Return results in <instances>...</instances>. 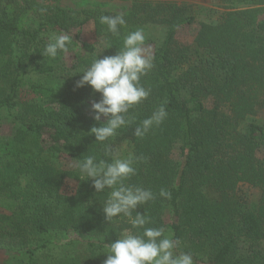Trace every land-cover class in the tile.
I'll return each mask as SVG.
<instances>
[{
  "label": "trees",
  "instance_id": "16d2710c",
  "mask_svg": "<svg viewBox=\"0 0 264 264\" xmlns=\"http://www.w3.org/2000/svg\"><path fill=\"white\" fill-rule=\"evenodd\" d=\"M129 1L117 37L100 23L102 15L116 14L0 0V118L13 123L12 136L0 138V209L7 212H0L6 254L0 264H104L106 245L130 225L126 218L107 221L109 190L96 193L91 180L56 160H110L105 145L115 149L120 140L146 158L126 183L156 194L137 209L150 216L148 226L168 229L195 264H264V125L254 117L264 108V0H220L223 12L199 23L188 45L176 42L178 28L194 22L190 8L177 5L181 0ZM89 21L107 37L101 53L79 39ZM144 25L165 32L151 55L153 69L141 78L151 94L129 114L138 123L166 101L168 117L143 139L122 128L96 142L90 129L107 121L98 123L88 111L99 93L75 84L95 57L116 55L123 38ZM52 31L73 36L75 62L68 72L60 67L64 54L41 55L42 34ZM66 180L76 181L70 194L62 192ZM239 184L258 191L255 203L236 196ZM161 188L171 200L159 196ZM167 209L168 225L162 218Z\"/></svg>",
  "mask_w": 264,
  "mask_h": 264
},
{
  "label": "clouds",
  "instance_id": "9594fccd",
  "mask_svg": "<svg viewBox=\"0 0 264 264\" xmlns=\"http://www.w3.org/2000/svg\"><path fill=\"white\" fill-rule=\"evenodd\" d=\"M39 11L43 14L46 9ZM100 23L107 26L108 33L118 37L120 28L126 26L125 15H102ZM42 36L47 39L41 53L43 57L55 59L58 54L67 55L73 50L74 39L67 32L52 31ZM145 40L144 30L137 28L123 38V48L116 55L95 57L81 70L83 75L75 88L89 86L100 94L101 98L91 104L93 119L99 123L104 117L107 121L90 129L89 134L95 137L96 142L109 141L122 128H131L133 137L143 139L168 117L166 101L138 123L136 117L129 114L151 94V88H145L141 83V78L154 67L153 57L144 47ZM104 154L111 159L87 155L83 160H70V166L79 171L82 179L92 181L96 193L109 190L103 204L107 221L126 218L130 225L121 230L115 242L106 245L104 264H195L190 252L180 250V240L171 234L166 236L163 227L148 226L152 223L150 216L146 211H137L138 207L156 199L150 188L126 183L136 175V165L146 158L131 152L121 157L111 145H105ZM159 196L166 200L172 198L171 192L164 188L160 189Z\"/></svg>",
  "mask_w": 264,
  "mask_h": 264
},
{
  "label": "rangeland",
  "instance_id": "374dc122",
  "mask_svg": "<svg viewBox=\"0 0 264 264\" xmlns=\"http://www.w3.org/2000/svg\"><path fill=\"white\" fill-rule=\"evenodd\" d=\"M38 3H44V5H53L58 4L60 7L70 10H82V9H91V10H99L102 12H109L112 14H124L126 15L131 9V1L129 0H58L57 2H51L46 0H36ZM45 1V2H44ZM177 5L187 6L190 8V14L194 17V22L192 24L184 25L181 28H178L176 33V42L183 45L190 44L198 29L199 23L207 22L210 20H217L223 10L220 8V0H181L176 2ZM144 34L146 37L144 47L145 49L152 55L154 49L158 45V43L162 40L165 28L158 25H144L143 27ZM78 36L81 42L92 45L95 48V51L101 53L106 45V35H99L94 27L93 21H89L84 24L78 31ZM77 52L78 49H75ZM75 62V57L73 53H68L64 56L60 63V67L67 72L71 70L72 65ZM35 75H30L27 78V82H32L35 79ZM99 96L94 100L98 101L100 99ZM92 104V102H91ZM90 104V105H91ZM207 108H209L210 102L206 104ZM91 107V106H90ZM222 111L225 114H229V110L226 107H222ZM88 115L93 117L94 113L90 110L88 111ZM255 120L264 125V108H258L256 111V115L254 116ZM105 118L102 117L101 120ZM13 134V123L6 116L3 115L0 118V138H10ZM115 150L119 153L121 157L127 156L130 152V146L125 140H120L116 146ZM263 155L262 152L259 153V157ZM56 163L64 170H69L72 167L70 166L71 162L67 158L59 157L56 160ZM76 181L74 180H66L64 186L62 187V192L65 194H70V192L75 188ZM236 196L240 198L243 203L247 205L253 204L258 199V191L251 186L246 184H239ZM0 212H5L0 209ZM163 221L166 225L172 222V213L170 209L165 210L163 216ZM165 235H168L165 232ZM6 254L3 251H0V263L5 259Z\"/></svg>",
  "mask_w": 264,
  "mask_h": 264
}]
</instances>
